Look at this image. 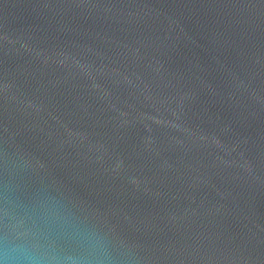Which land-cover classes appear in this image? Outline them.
I'll return each mask as SVG.
<instances>
[{"label": "water", "instance_id": "water-1", "mask_svg": "<svg viewBox=\"0 0 264 264\" xmlns=\"http://www.w3.org/2000/svg\"><path fill=\"white\" fill-rule=\"evenodd\" d=\"M264 264V0H0V260Z\"/></svg>", "mask_w": 264, "mask_h": 264}, {"label": "clouds", "instance_id": "clouds-1", "mask_svg": "<svg viewBox=\"0 0 264 264\" xmlns=\"http://www.w3.org/2000/svg\"><path fill=\"white\" fill-rule=\"evenodd\" d=\"M8 255L14 260L17 258L22 259L24 264H35L33 260V249L27 244L12 246L8 251ZM0 264H5V261L0 260Z\"/></svg>", "mask_w": 264, "mask_h": 264}]
</instances>
